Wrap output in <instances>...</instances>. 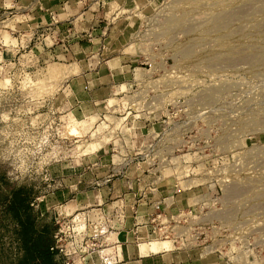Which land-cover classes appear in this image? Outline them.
Masks as SVG:
<instances>
[{
    "label": "rangeland",
    "instance_id": "1",
    "mask_svg": "<svg viewBox=\"0 0 264 264\" xmlns=\"http://www.w3.org/2000/svg\"><path fill=\"white\" fill-rule=\"evenodd\" d=\"M114 14L131 24L112 59H129L131 72L108 90L77 89L86 105L72 104L62 61L42 64L30 50L0 68V264L22 257L8 207L17 192L57 264L114 256L123 202L70 211L53 197L78 181L112 189L132 166L141 194H164L150 203L153 237L142 244L152 252L264 264V0H155ZM103 153L106 173L89 163Z\"/></svg>",
    "mask_w": 264,
    "mask_h": 264
},
{
    "label": "crops",
    "instance_id": "2",
    "mask_svg": "<svg viewBox=\"0 0 264 264\" xmlns=\"http://www.w3.org/2000/svg\"><path fill=\"white\" fill-rule=\"evenodd\" d=\"M92 1L13 0L19 7L5 8V0H0V68L12 64L16 58L31 50L32 55L42 64L46 59L64 62L59 65L63 66L65 74L70 75L65 88L72 95V104L77 102L86 105L90 102L86 101L85 92L76 93L77 89L108 90L109 84L131 72L129 59H112L127 38L131 24L130 19L117 18L114 10H145L155 0H104L106 7L113 10L111 13L93 8ZM10 24L15 31L13 27H8ZM71 24L73 27L70 29ZM56 37L65 38L66 44H55ZM21 38H24L23 47H20ZM12 39L17 42L15 46L11 44ZM77 74L83 75L84 79H76ZM78 99L84 101L78 102ZM73 112L72 117L78 124L86 123L84 114L78 116ZM105 154L89 160V163L103 167L104 172L108 168L109 172L113 161ZM136 169L134 166L130 167L128 181H116L112 189L104 187L81 191L78 181L79 184L69 185L53 197L54 202L63 204L70 211L95 207L99 211L110 213V206L116 207L118 202L124 204L126 221L124 227L115 232V243L110 249L114 256L93 254L85 264H214L213 259L172 249L167 251L161 248L154 253L142 244L150 242L153 237L149 224L152 216L150 203L164 194L159 190L153 193V197L141 194L142 175ZM105 173L98 168L94 171L93 178L98 179ZM88 178L86 176L83 180ZM176 204L179 205L177 200ZM106 251L108 250L103 252Z\"/></svg>",
    "mask_w": 264,
    "mask_h": 264
},
{
    "label": "trees",
    "instance_id": "3",
    "mask_svg": "<svg viewBox=\"0 0 264 264\" xmlns=\"http://www.w3.org/2000/svg\"><path fill=\"white\" fill-rule=\"evenodd\" d=\"M17 192L11 198L8 207L14 209V217L19 223V250L22 257L18 264H57L55 252L51 251L50 239L44 238L48 231H37L34 227V220L30 219V208L26 199L20 197Z\"/></svg>",
    "mask_w": 264,
    "mask_h": 264
},
{
    "label": "clouds",
    "instance_id": "4",
    "mask_svg": "<svg viewBox=\"0 0 264 264\" xmlns=\"http://www.w3.org/2000/svg\"><path fill=\"white\" fill-rule=\"evenodd\" d=\"M3 6H4L5 8H16V7H19V5H17L16 3H14L13 0H5ZM8 27H13V26L10 24V25H8ZM13 31H15L14 27H13ZM5 43H6V44L8 43V40H7V39L5 40ZM16 43H17V42H16L15 39H12V40H11V44H12L13 46H15ZM23 46H24V38H21V41H20V47H23Z\"/></svg>",
    "mask_w": 264,
    "mask_h": 264
},
{
    "label": "bare ground",
    "instance_id": "5",
    "mask_svg": "<svg viewBox=\"0 0 264 264\" xmlns=\"http://www.w3.org/2000/svg\"><path fill=\"white\" fill-rule=\"evenodd\" d=\"M158 249H160V248L159 247H156V246H153L152 249H151V251H154V250L158 251Z\"/></svg>",
    "mask_w": 264,
    "mask_h": 264
}]
</instances>
